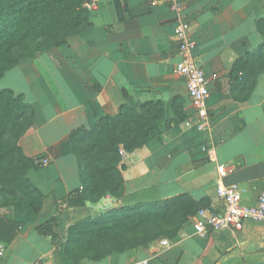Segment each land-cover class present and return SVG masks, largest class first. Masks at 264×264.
<instances>
[{
	"label": "crops",
	"instance_id": "obj_1",
	"mask_svg": "<svg viewBox=\"0 0 264 264\" xmlns=\"http://www.w3.org/2000/svg\"><path fill=\"white\" fill-rule=\"evenodd\" d=\"M183 11L196 62L211 79L212 123L205 131L195 128L186 81L173 71L180 60L173 33L178 16L152 0H96L91 27L35 59H20L0 78V88L23 94L33 108L19 145L35 160L26 177L43 197L37 214L10 215L0 223V264H65L60 248L39 227L49 223L64 235L70 224L92 213L90 202L74 204L81 182L70 132L117 113L123 103L140 110L144 102L169 105L177 96L186 115L163 124L157 136L121 157L126 194L140 192V200L148 202L188 194L221 208L216 167L224 164L232 171L222 182L238 184L242 203H255L264 188V67L247 93L236 89L242 72L233 78L230 71L246 51L264 42L257 26L264 21V0H183ZM5 209L0 212L9 213ZM167 242L153 254L128 251L89 264L144 258L149 264H264V221L248 220L240 230L224 228L205 237L190 223Z\"/></svg>",
	"mask_w": 264,
	"mask_h": 264
},
{
	"label": "trees",
	"instance_id": "obj_2",
	"mask_svg": "<svg viewBox=\"0 0 264 264\" xmlns=\"http://www.w3.org/2000/svg\"><path fill=\"white\" fill-rule=\"evenodd\" d=\"M90 0H0V78L16 66L20 59L33 57L37 51L51 45L59 46L67 38L91 27ZM257 26L264 31V21ZM264 67V42L254 51H246L233 65L231 77L242 72L238 90L247 93L254 85L257 72ZM34 111L23 94H14L10 88H0V205L5 206L7 196L20 193L26 199H33L32 215L37 214L43 204L40 191L26 177V171L35 163L24 155L19 139L33 120ZM186 119L180 98L174 96L169 105L154 100L144 102L140 110L126 103L119 106L117 113L105 114L89 127L80 126L70 132L72 151L76 159L82 189L74 196L75 205L86 201L94 203L105 196L128 206H121L102 217H84L68 226V237L77 229H84L88 239L98 240L128 224L137 213L143 216L162 214L167 216L184 209L186 215H193L205 201H196L188 194H179L163 200L141 201L140 192L126 194L123 186L119 147L127 152L144 145L149 139L162 132V125L177 123ZM12 189V190H11ZM84 203H76L77 199ZM2 200V203H1ZM3 206V207H4ZM9 213L0 212V223L7 217L20 215L13 208ZM14 211V212H13ZM11 213V214H10ZM26 217V216H24ZM49 223L39 230L47 235L53 232ZM3 233L0 231V239ZM72 237V236H71ZM79 240L62 251L65 264H75L78 260L74 252H79L87 244ZM65 246V245H64ZM74 254V255H73ZM79 258L82 256H78ZM77 260V261H76ZM93 261L99 259L93 258Z\"/></svg>",
	"mask_w": 264,
	"mask_h": 264
},
{
	"label": "built area",
	"instance_id": "obj_3",
	"mask_svg": "<svg viewBox=\"0 0 264 264\" xmlns=\"http://www.w3.org/2000/svg\"><path fill=\"white\" fill-rule=\"evenodd\" d=\"M95 2L96 0H90L87 6L93 8ZM152 2L167 5L178 16L173 33L178 43L180 60L175 64L173 71L186 81L187 95L196 115L195 128L198 131H205L210 128L212 123L207 109L211 79L196 62V44L189 32L190 26L183 11V0H152ZM119 154L121 157H125L128 153L119 147ZM42 163H47V160L43 159ZM216 169L218 173L216 193L222 200V205L221 208L201 206L196 211L191 222L196 234L205 237L209 232L219 229L240 230L248 220L264 221V188L259 192L254 204H244L238 184L226 185L222 182L223 178L232 171V168L218 164ZM81 189L80 186L79 190ZM161 244L168 245V242L162 240ZM3 252L4 244L0 241V257ZM130 264L149 263L148 259L144 258Z\"/></svg>",
	"mask_w": 264,
	"mask_h": 264
},
{
	"label": "rangeland",
	"instance_id": "obj_4",
	"mask_svg": "<svg viewBox=\"0 0 264 264\" xmlns=\"http://www.w3.org/2000/svg\"><path fill=\"white\" fill-rule=\"evenodd\" d=\"M46 49L37 51L34 56L25 57L23 59H35L36 54ZM38 56V55H37ZM121 148L124 149L122 145ZM125 150V149H124ZM127 152V151H126ZM12 190V189H11ZM84 203V200L80 198L77 199L76 203ZM86 201L83 205L88 203ZM2 203V200H1ZM5 206L2 208H13L16 213H19L20 216L32 217V206L36 204V201L29 198L26 199L20 195L17 197L7 196L4 200ZM91 216L89 218L102 217L108 214V212H114L115 209L123 206H128V204H121L113 200L109 196H105L100 200L89 203ZM7 210V209H5ZM8 211V210H7ZM13 211V212H14ZM192 210L186 215L184 209L176 212L174 214L167 215L166 217L162 214L151 215L149 217L140 215L137 213V217L133 218L128 224L117 229L115 232H108L107 235L103 236L98 240H92L84 238L85 235L84 229H77L73 231L68 237V228L64 235H60L56 231H53L48 234L49 238L55 242L63 250L70 245L75 246L76 242L79 240H86L87 244L83 248L79 249V252H74L78 263L75 264H89L92 262L93 258L102 259L108 255L120 254L125 252H138L144 251L153 254L158 248H160L162 240H173L178 236V233L184 228L187 224L189 225L193 219ZM83 219V218H81ZM79 219V220H81ZM83 235V236H82ZM72 236V237H71ZM65 245V246H64ZM82 256V257H78ZM76 260V261H77Z\"/></svg>",
	"mask_w": 264,
	"mask_h": 264
}]
</instances>
